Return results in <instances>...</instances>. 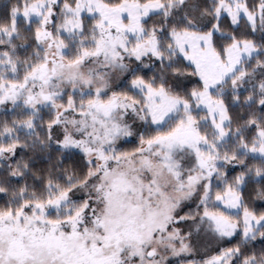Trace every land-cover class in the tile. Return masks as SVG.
Wrapping results in <instances>:
<instances>
[{
  "label": "snow or ice",
  "instance_id": "1",
  "mask_svg": "<svg viewBox=\"0 0 264 264\" xmlns=\"http://www.w3.org/2000/svg\"><path fill=\"white\" fill-rule=\"evenodd\" d=\"M0 264H264V0H0Z\"/></svg>",
  "mask_w": 264,
  "mask_h": 264
}]
</instances>
